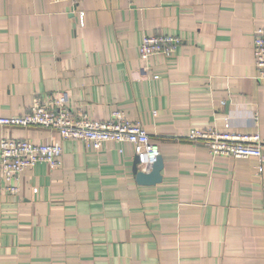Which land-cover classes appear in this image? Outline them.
Masks as SVG:
<instances>
[{"label":"crops","instance_id":"0c3cea01","mask_svg":"<svg viewBox=\"0 0 264 264\" xmlns=\"http://www.w3.org/2000/svg\"><path fill=\"white\" fill-rule=\"evenodd\" d=\"M262 26L264 0H0V116L64 92L75 115L118 109L140 121L163 159L161 180L143 184L129 142L97 150L54 129L0 125V143L63 147L59 166L23 171L18 197L0 170V264H264V161L213 156L188 137L214 128L264 143ZM148 34L182 42L143 59Z\"/></svg>","mask_w":264,"mask_h":264},{"label":"built area","instance_id":"2783aa9c","mask_svg":"<svg viewBox=\"0 0 264 264\" xmlns=\"http://www.w3.org/2000/svg\"><path fill=\"white\" fill-rule=\"evenodd\" d=\"M67 1L76 8L82 0ZM132 1V0H130ZM80 25H84L85 11H78ZM182 39L179 35L148 34L140 45V55L148 59L155 54L172 55L177 51ZM254 55L257 78L264 81V26L255 31ZM68 95L64 92L49 97L36 96L30 110L23 115L0 116L2 126H41L56 130L61 139L81 140L88 147L99 150L108 141L134 145L143 169L150 170L161 155L159 144L151 140L144 125L131 119L122 110H114L107 120H93L85 113H72L68 106ZM188 137L192 141H201L213 156H231L235 158L256 157L264 161V143L258 133L220 132L214 128H192ZM63 147L60 139L52 138L42 142L26 138L5 137L0 143V170L4 188L18 197L20 177L27 168L35 167L39 162L57 167ZM262 166L259 170L262 171Z\"/></svg>","mask_w":264,"mask_h":264},{"label":"water","instance_id":"95a60500","mask_svg":"<svg viewBox=\"0 0 264 264\" xmlns=\"http://www.w3.org/2000/svg\"><path fill=\"white\" fill-rule=\"evenodd\" d=\"M138 162H139V157L136 156L133 169L140 183L153 184L161 180V170L163 168L162 155L158 157L157 162L153 164L149 172L139 170L137 167Z\"/></svg>","mask_w":264,"mask_h":264}]
</instances>
